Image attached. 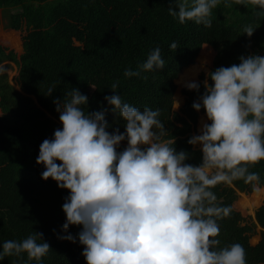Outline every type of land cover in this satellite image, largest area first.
I'll use <instances>...</instances> for the list:
<instances>
[{
    "label": "trees",
    "instance_id": "1",
    "mask_svg": "<svg viewBox=\"0 0 264 264\" xmlns=\"http://www.w3.org/2000/svg\"><path fill=\"white\" fill-rule=\"evenodd\" d=\"M168 7L169 0H0V21L6 17L0 26V245L42 232L50 251L39 264H86L78 237L75 243L57 238L76 237L81 230L62 231L69 192L51 178L42 180L44 167L36 163L40 144L62 128L53 100L71 88L88 96L87 111L107 108L108 130L123 133L125 122L104 100L119 81L123 100L141 110L160 109L168 133L164 139H174L177 152L190 154L186 163H201L200 146L187 141L210 123L203 108H192L204 92L206 71L239 64L241 55L264 56V16L256 15L259 9L252 5L225 8L221 3L213 10L212 27L205 28L191 21L180 24ZM248 24L257 27L251 37L242 31ZM174 41L178 48L171 50ZM157 46L164 69L143 73L147 79L124 76ZM5 62L16 66L12 80L2 72ZM186 80L200 82V91L183 87ZM125 147L126 140L118 151ZM250 171L259 173V186H264V160ZM214 191L221 205L232 208L219 221L221 246L240 243L247 264H264V200L249 215L241 204L242 194L252 195L251 184L237 180ZM0 264L37 262L24 254L23 261L6 257Z\"/></svg>",
    "mask_w": 264,
    "mask_h": 264
},
{
    "label": "clouds",
    "instance_id": "2",
    "mask_svg": "<svg viewBox=\"0 0 264 264\" xmlns=\"http://www.w3.org/2000/svg\"><path fill=\"white\" fill-rule=\"evenodd\" d=\"M221 3L258 8L264 16V0H169L168 14L180 24L194 22L211 28L212 13ZM257 27H243L251 37ZM171 50L178 48L174 41ZM239 64L206 71L204 92L192 108H203L208 122L187 143L199 145V165L186 163L190 154L173 147L174 139L160 119L161 110H142L113 95L104 97L111 112L125 122V131H109L108 109L87 111L88 96L71 88L53 100L62 128L39 146L36 158L43 165L41 179L51 178L67 190L62 211V231L80 226L72 234L58 235L84 246L86 264H247L240 243L221 246L219 221L230 216L231 206L218 202L214 189L243 180L260 191L259 173L250 171L264 160V56L241 55ZM166 66L159 46L127 78L147 79L143 73ZM209 81L211 83H209ZM183 87L199 92L201 83L186 80ZM56 86L47 89L51 96ZM178 106V104H177ZM127 147L118 151L122 142ZM59 162V163H58ZM42 232L22 240H5L0 261L16 257L37 264L50 251Z\"/></svg>",
    "mask_w": 264,
    "mask_h": 264
},
{
    "label": "rangeland",
    "instance_id": "3",
    "mask_svg": "<svg viewBox=\"0 0 264 264\" xmlns=\"http://www.w3.org/2000/svg\"><path fill=\"white\" fill-rule=\"evenodd\" d=\"M15 10V9H13ZM6 23L5 14L1 15L0 26L2 27ZM8 66L2 71L8 74L9 79H13L16 74V66L12 62H5ZM242 207L246 210V213L253 215L255 208L264 200V186L260 187V191L257 193L253 191L252 195H243Z\"/></svg>",
    "mask_w": 264,
    "mask_h": 264
},
{
    "label": "crops",
    "instance_id": "4",
    "mask_svg": "<svg viewBox=\"0 0 264 264\" xmlns=\"http://www.w3.org/2000/svg\"><path fill=\"white\" fill-rule=\"evenodd\" d=\"M263 187V186H262Z\"/></svg>",
    "mask_w": 264,
    "mask_h": 264
}]
</instances>
